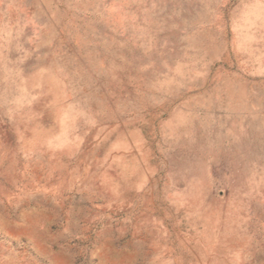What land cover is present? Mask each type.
I'll use <instances>...</instances> for the list:
<instances>
[{
	"label": "rangeland",
	"instance_id": "374dc122",
	"mask_svg": "<svg viewBox=\"0 0 264 264\" xmlns=\"http://www.w3.org/2000/svg\"><path fill=\"white\" fill-rule=\"evenodd\" d=\"M0 264H264V0H0Z\"/></svg>",
	"mask_w": 264,
	"mask_h": 264
}]
</instances>
